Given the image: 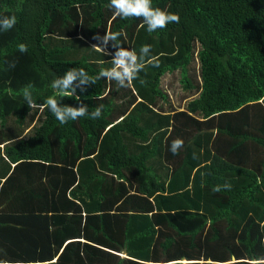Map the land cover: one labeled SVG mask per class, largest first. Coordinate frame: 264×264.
I'll use <instances>...</instances> for the list:
<instances>
[{
    "label": "trees",
    "instance_id": "trees-1",
    "mask_svg": "<svg viewBox=\"0 0 264 264\" xmlns=\"http://www.w3.org/2000/svg\"><path fill=\"white\" fill-rule=\"evenodd\" d=\"M109 2L0 0V17L17 19L0 30V264H260L264 0H152L180 21L151 33L141 18L114 17ZM106 30L137 54L151 45L159 66L146 58L128 88L100 79L76 89L79 101L61 98L102 106L99 119L62 125L29 109L25 86L43 104L54 76L112 66L115 49L92 47ZM175 69L197 94L162 109L160 76Z\"/></svg>",
    "mask_w": 264,
    "mask_h": 264
},
{
    "label": "clouds",
    "instance_id": "clouds-1",
    "mask_svg": "<svg viewBox=\"0 0 264 264\" xmlns=\"http://www.w3.org/2000/svg\"><path fill=\"white\" fill-rule=\"evenodd\" d=\"M109 8L113 11L114 17L120 18H141L143 20L142 27L147 26L148 32H154L157 30L165 29L170 23H179L180 17L177 13L167 12L159 7H153L152 0H110ZM17 23L16 17L4 16L0 17V30H11ZM121 36L120 32L105 31L101 36L98 33L93 35V39L97 43L92 47L102 53H108V48L115 49L114 53H111L110 68L101 69L99 73L92 77L83 68L71 67L67 69L62 76H54L51 80V88L55 90L56 95L50 96L43 104H37L33 98L32 89L34 85L29 84L22 89V96L24 102L27 103L29 109H41L46 108L51 112L54 117L60 122L65 124L68 121H75L82 117L90 119H99L102 115V106L96 107L95 110L89 112V109L83 103L79 106H70L61 103L62 97H74L77 101L80 100L79 95H75L76 89L79 88L80 92L86 91V86L89 84H96L100 79H104L108 82L115 81L121 88H128L132 85V82L138 78V74L146 67L145 59L147 63L154 67L159 66L157 57H149L151 51V45H142L139 49V54L135 50H130L123 47L118 43V39ZM18 50L21 53H26L28 47L24 43H20ZM14 63L10 67H14ZM143 83V81H141ZM58 97V98H57ZM183 140L177 138L171 142L170 151L173 155L178 154L179 150L183 147ZM195 158V156H194ZM224 189H231V185L227 182L223 185ZM221 186L217 185L213 188L214 192H220ZM261 227H264L262 225ZM260 264H264L261 261Z\"/></svg>",
    "mask_w": 264,
    "mask_h": 264
},
{
    "label": "rangeland",
    "instance_id": "rangeland-1",
    "mask_svg": "<svg viewBox=\"0 0 264 264\" xmlns=\"http://www.w3.org/2000/svg\"><path fill=\"white\" fill-rule=\"evenodd\" d=\"M188 76L191 78L192 83L199 80L197 61L194 59L188 68ZM180 74L177 69L165 72L160 76V86L167 93L168 99L161 104L162 109H180L184 106L185 101L197 94V89H186L179 81Z\"/></svg>",
    "mask_w": 264,
    "mask_h": 264
},
{
    "label": "water",
    "instance_id": "water-1",
    "mask_svg": "<svg viewBox=\"0 0 264 264\" xmlns=\"http://www.w3.org/2000/svg\"><path fill=\"white\" fill-rule=\"evenodd\" d=\"M121 250H122V254H124L125 253V248H122ZM161 261H163V260H161Z\"/></svg>",
    "mask_w": 264,
    "mask_h": 264
},
{
    "label": "crops",
    "instance_id": "crops-1",
    "mask_svg": "<svg viewBox=\"0 0 264 264\" xmlns=\"http://www.w3.org/2000/svg\"><path fill=\"white\" fill-rule=\"evenodd\" d=\"M181 109V108H180ZM210 129V128H209ZM122 254V253H121Z\"/></svg>",
    "mask_w": 264,
    "mask_h": 264
}]
</instances>
